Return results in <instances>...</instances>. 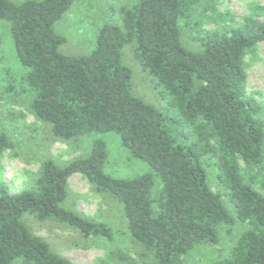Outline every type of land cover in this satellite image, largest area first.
<instances>
[{
	"label": "trees",
	"instance_id": "trees-1",
	"mask_svg": "<svg viewBox=\"0 0 264 264\" xmlns=\"http://www.w3.org/2000/svg\"><path fill=\"white\" fill-rule=\"evenodd\" d=\"M78 1L0 0V20L10 25L27 70L20 88L9 83L7 93L26 100L53 140L71 145L113 132L151 171L133 179L108 175L107 146L97 140L88 157L64 165L45 159L34 184L18 194L0 181V264H76L24 223L28 213L75 229L85 240L114 238L108 224L64 207L76 175L123 206L132 241L153 264H187L195 248L221 242L223 226L238 224L245 229L231 253L208 264H264V103L247 89V57L264 43V21L245 16L188 47L186 34L206 0H136L120 9V24L99 30L92 53L74 56L62 52L67 39L55 25ZM130 45L161 88L167 112L133 93L123 53ZM15 150V140L0 128V155ZM115 255L136 264L129 254Z\"/></svg>",
	"mask_w": 264,
	"mask_h": 264
},
{
	"label": "rangeland",
	"instance_id": "rangeland-1",
	"mask_svg": "<svg viewBox=\"0 0 264 264\" xmlns=\"http://www.w3.org/2000/svg\"><path fill=\"white\" fill-rule=\"evenodd\" d=\"M24 1V0H19ZM136 0H80L56 25L55 30L67 39L61 48L64 54L88 55L96 46L99 30L105 25H118L122 21L120 9L129 7ZM205 10L194 18V31L186 34V44L193 47L194 38L206 32L226 31L243 21L248 15H255L264 21V0H206L199 7ZM198 23V26H197ZM0 128L6 130L16 142V150L0 155V181L4 182L13 194L29 189L39 175L45 159H55L58 164L91 154L93 143L104 141L108 150L105 171L118 179H133L151 171L149 165L132 158L116 133H93L82 137L71 145L55 141L49 129L32 114L28 103L21 97H9L6 86L16 82V88L23 83L26 68L19 62L10 25L0 20ZM189 41V42H188ZM132 46L124 53L125 64L133 71V93L143 101L160 110H169L168 102L160 95L162 90L148 73L143 72L135 59ZM248 93L264 103V43L255 54L247 57ZM11 94V93H10ZM12 95V94H11ZM14 115V120L11 119ZM21 115H23L21 117ZM215 177V175H212ZM213 188L222 193L217 181L212 179ZM70 196L64 203L69 210H77L91 219L108 224L114 233L110 241L85 240L80 233L53 220L40 221L31 214L23 217L24 223L38 236L48 241L51 249L76 264H124L115 255L117 252L129 254L136 264H153L150 255L135 244L127 229L123 206L108 196L98 193L82 176L76 175L70 181ZM223 199L229 209L232 206L226 195ZM228 209V208H227ZM231 212V211H230ZM232 213V212H231ZM244 226H223L221 242L216 246L195 248L187 257V264H208L228 256ZM13 264H24L17 259Z\"/></svg>",
	"mask_w": 264,
	"mask_h": 264
}]
</instances>
